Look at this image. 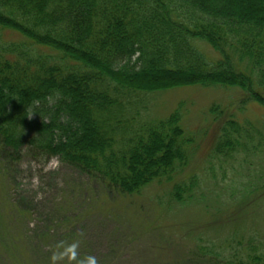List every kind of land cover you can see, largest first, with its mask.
<instances>
[{"label": "trees", "instance_id": "trees-1", "mask_svg": "<svg viewBox=\"0 0 264 264\" xmlns=\"http://www.w3.org/2000/svg\"><path fill=\"white\" fill-rule=\"evenodd\" d=\"M186 85L234 89L241 109H264V0H0L4 169L25 153L57 158L117 194L174 182L176 206L212 195L209 214L232 231L207 228L180 262L264 264V229L233 226L245 225V206L264 202V129L228 117L204 173L176 182L193 154L181 112L147 120L144 97Z\"/></svg>", "mask_w": 264, "mask_h": 264}, {"label": "rangeland", "instance_id": "rangeland-1", "mask_svg": "<svg viewBox=\"0 0 264 264\" xmlns=\"http://www.w3.org/2000/svg\"><path fill=\"white\" fill-rule=\"evenodd\" d=\"M5 39L13 40L8 33ZM201 48L211 54L209 48ZM144 98L149 101L147 120H163L174 109L181 112L179 126L193 154L176 182L204 173L218 126L228 117L264 129V109L255 104L241 109L242 96L234 89L186 85ZM212 108L218 111L210 114ZM4 166L0 159V264H88L93 257L96 264H189L180 261L199 233L206 235L208 228L209 236L217 232L223 237L232 231L209 214L217 204L212 195L202 206L170 203L174 182H155L140 194L127 196L57 158L44 162L24 153L16 165H7L8 172ZM245 207L246 215L239 214L246 223L238 222L235 229H264V202ZM10 239L18 241L10 245L12 249Z\"/></svg>", "mask_w": 264, "mask_h": 264}, {"label": "clouds", "instance_id": "clouds-1", "mask_svg": "<svg viewBox=\"0 0 264 264\" xmlns=\"http://www.w3.org/2000/svg\"><path fill=\"white\" fill-rule=\"evenodd\" d=\"M56 95L59 96V93H57ZM88 264H96L95 258L94 257L93 258H89Z\"/></svg>", "mask_w": 264, "mask_h": 264}]
</instances>
